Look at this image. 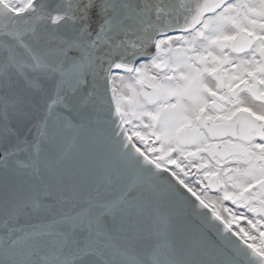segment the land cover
Instances as JSON below:
<instances>
[{"label":"snow or ice","instance_id":"snow-or-ice-1","mask_svg":"<svg viewBox=\"0 0 264 264\" xmlns=\"http://www.w3.org/2000/svg\"><path fill=\"white\" fill-rule=\"evenodd\" d=\"M0 264H264V0H0Z\"/></svg>","mask_w":264,"mask_h":264},{"label":"flooded vegetation","instance_id":"flooded-vegetation-1","mask_svg":"<svg viewBox=\"0 0 264 264\" xmlns=\"http://www.w3.org/2000/svg\"><path fill=\"white\" fill-rule=\"evenodd\" d=\"M226 204H227L228 206H231V205H230V202H226ZM240 225H241V226H245V221L241 220V221H240Z\"/></svg>","mask_w":264,"mask_h":264}]
</instances>
